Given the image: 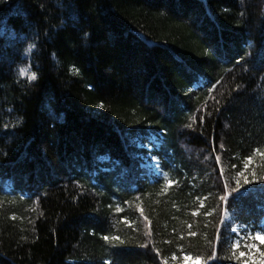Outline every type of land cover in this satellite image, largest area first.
Masks as SVG:
<instances>
[{"label":"trees","instance_id":"trees-1","mask_svg":"<svg viewBox=\"0 0 264 264\" xmlns=\"http://www.w3.org/2000/svg\"><path fill=\"white\" fill-rule=\"evenodd\" d=\"M0 26V264H237L225 215L264 219V0H6ZM160 132L153 175L134 141Z\"/></svg>","mask_w":264,"mask_h":264},{"label":"snow or ice","instance_id":"snow-or-ice-1","mask_svg":"<svg viewBox=\"0 0 264 264\" xmlns=\"http://www.w3.org/2000/svg\"><path fill=\"white\" fill-rule=\"evenodd\" d=\"M4 2H6V0H0V3H4ZM3 34H4V27L0 26V38L3 37ZM236 62H237V64H239L240 60H237ZM21 75L22 76L25 75L24 69H21ZM28 78L30 79V81H36L38 79V76L36 75V73H32L31 76ZM210 91H211V89H210ZM100 107L103 108V105H100ZM95 115H100V114L96 113ZM201 121H203V117H201ZM4 131H7V126H5ZM154 139H155L154 137H149L150 141H153ZM140 147L146 149V154L142 158L141 167H154L155 165H157L159 163L158 156L152 152L151 148L148 145L141 144ZM260 155L264 156V153H260ZM219 159L220 158L217 157L218 162H219ZM96 161L99 163H109L110 162V156L109 155H99L98 157H96ZM251 163H252V157L249 156L244 162V170L237 173V178L235 180V187H232L229 183H225L224 195L220 196V200L229 201L230 198L234 194L241 193L242 189H244L246 185L254 182V179H255V172L254 171L252 172V176L254 178L253 180H249L247 178V176L245 175V173H246V171H247V169ZM100 170L103 172L109 171L108 168H102ZM157 171H158V169H157ZM260 180L264 181V177H260ZM193 215H196V213H193ZM234 232H235L237 237H240V232L238 230L234 229ZM103 239L105 241H107L110 239V237L104 236ZM111 239L118 240L119 237H111ZM247 239L253 241V243H251V244H249V243L244 244V248L248 249L247 252L241 249V245H240L239 240H237V242L232 244V250H233L234 257L237 260L241 261L242 264H249V262L252 259L250 254L255 249V243L254 242L255 241H264V232L257 231L255 233V235L248 236ZM237 252L239 253V255L235 256V253H237ZM157 255H159V252H157ZM215 257H216V253L214 251L211 259L215 260ZM171 259L173 261H176L178 259H183V260L187 261L190 259V257L187 255H184L182 257H177L176 255H173L171 257ZM262 259H264V256H262ZM104 264H109V261L105 260ZM162 264H168V261L166 259L162 260Z\"/></svg>","mask_w":264,"mask_h":264},{"label":"rangeland","instance_id":"rangeland-1","mask_svg":"<svg viewBox=\"0 0 264 264\" xmlns=\"http://www.w3.org/2000/svg\"><path fill=\"white\" fill-rule=\"evenodd\" d=\"M226 220L228 221L229 220V216L227 215L226 217ZM234 229L235 230H238L240 232V237H237L235 232H234ZM257 231H261V232H264V221L261 223L260 225V229L257 230ZM257 231H252L251 229L249 228H244V227H232L231 229V233L234 235V238H233V241L232 243H235L237 242V240H239L240 242V245H241V248L244 250V251H248L247 248H244V244L245 243H253V241L251 240H248L247 237L248 236H253L255 235V233ZM255 249L251 252V261L249 262V264H264V259H262V256H264V241H255ZM259 246H261L262 248L260 249ZM237 254V253H236ZM239 254H237L238 256ZM237 264H242L241 261L237 260L236 261ZM188 264H190V262H188Z\"/></svg>","mask_w":264,"mask_h":264}]
</instances>
